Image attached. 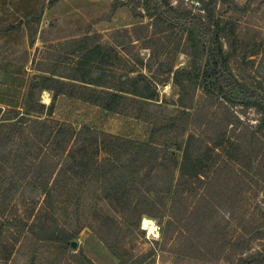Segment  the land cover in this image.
<instances>
[{
  "label": "rangeland",
  "instance_id": "rangeland-1",
  "mask_svg": "<svg viewBox=\"0 0 264 264\" xmlns=\"http://www.w3.org/2000/svg\"><path fill=\"white\" fill-rule=\"evenodd\" d=\"M24 1L31 4L33 11L21 20L24 25L18 29L19 21L15 24L16 30L11 31L13 35L18 36L13 37L14 46H0V57L13 64L26 63L29 59L28 67L31 71L23 97L19 98L18 102L14 101L10 107L0 109V264H88L81 256L85 255V252L80 245L81 238L77 240L78 235L77 247L71 249L76 257L70 258L55 245L36 241L26 226L23 227V224L27 225L44 215V192L41 184L34 178H25L28 171L25 172L26 169L20 165L25 160L18 149V146L22 145L20 140L14 141L13 145L3 146L7 136V128L4 126L25 117V98L32 79L45 76L43 71H52L56 75L52 77L54 80L69 83L66 78L75 76L73 70L84 54L81 49L84 45L81 42L85 37L91 40L86 49L98 47L101 51L98 59L104 57L106 63L94 65L90 77H103L105 80L106 76L125 75L129 69H134V72L129 74L131 78L144 82L166 81L157 85L151 82L154 95L150 100L129 96L132 101L128 102L125 114L106 112L99 106L81 99L85 93L108 92L99 87L76 83L75 97L59 94L55 101L51 91L38 90L35 91L34 101L45 107L35 109L36 112L30 113V118L40 124L56 120L76 130L87 127L111 133L158 147L162 152L148 160H141L140 173L133 180L134 186L128 194L131 206L142 205L143 209L147 210V215L139 221V227H135L132 216H123L120 213L116 199L108 193L109 187L95 183L84 184L78 192L73 193L70 198L74 195L79 197H74V203L65 198L66 196L60 197L53 211L58 225L68 231L92 229L103 232L123 264H135L143 256L148 257V264H227L224 261L207 263L181 258L160 250L162 230L170 218L171 203L170 195L165 192V184L163 185L166 173L162 175V169L165 168L162 157L170 156L176 168H179L185 144L191 134L193 110L207 108L208 110L203 109V115L217 117L221 115L220 110L226 108L238 112L244 124L257 125L260 119L264 122L255 108L241 110L235 103L224 102L211 86L204 92L203 85L193 86L186 82L187 90L182 101L190 104L191 109L177 106L180 91L172 82L171 76L168 78L165 74V70L173 66L174 70H188L192 75H196L207 69L205 41L200 40L199 44L202 45L197 44L199 56L192 59L183 51L186 47L185 28L171 26L159 18L152 23L146 15L134 11V0H58L53 4L49 3L50 0ZM162 1L165 9H172L173 13L201 17L207 15L212 17L213 23L220 22L221 28L231 34L225 49L228 51L233 77L240 84L264 94V0ZM6 3L3 4L4 9ZM248 29L260 33H257L258 40L251 42L248 37L245 41L240 39L239 33H245ZM52 102L54 106L50 113L48 108ZM13 111H19L18 118L12 119ZM248 131L253 140L260 138L258 146L264 147V123L257 132L253 129ZM258 146L245 144L242 147L236 144L231 154L242 160L245 152L255 151ZM43 154L49 159L56 158L52 152ZM128 158L122 160L126 169L118 175L124 173L128 176L137 166H131ZM239 165L238 180L232 183L234 187L245 190L239 198V209L229 221L226 216H217L213 212L212 222L229 223L228 234L232 239L242 236L249 242L253 253L264 246V240L251 238L258 233L263 235L264 232V228H256L264 222L260 214L264 209V204L261 203V193L264 192V159L259 165L262 177H259L258 170H255L256 162L244 159ZM147 172L151 177L146 178L149 179L148 186H141L140 180ZM241 181H244V184H241ZM257 192L259 196L256 197ZM101 218L108 220L105 223ZM144 219L150 221L146 229L142 228ZM239 220L241 225L246 226V231L240 232ZM169 245L166 244L167 249ZM101 249L91 241L86 242V250L96 264H117V261L120 263L112 255L102 254ZM259 261L261 262L254 264H264V252ZM236 262L237 256H233L231 263Z\"/></svg>",
  "mask_w": 264,
  "mask_h": 264
},
{
  "label": "trees",
  "instance_id": "trees-1",
  "mask_svg": "<svg viewBox=\"0 0 264 264\" xmlns=\"http://www.w3.org/2000/svg\"><path fill=\"white\" fill-rule=\"evenodd\" d=\"M57 1L50 0L49 3L53 4ZM162 3V0H134L132 8L137 14L146 15L145 17L152 20V23L159 18L171 26L185 28L187 33L184 44L186 47L183 51L192 59H197L199 56L197 44L200 43V40H204L206 45L208 67L201 73L192 75L188 70H174L173 66L165 70V74L168 75V78L171 76L172 82L180 91L176 102L177 106L191 109L190 104L182 101L183 94L187 90V82L193 86L203 85L204 92H207L211 86L222 101L235 103L234 105L240 106L241 110L253 107L264 119V94L257 93L240 84L231 73L228 51L225 49L231 34L221 28L220 22L213 23L212 17L173 13L172 9H165ZM17 24H19V29L25 23L20 21ZM15 26L1 28L0 33L15 31L17 28ZM257 33L248 29L245 33H239V37L242 41H245L246 37L251 38L252 42L258 40ZM90 41V38L85 37L81 42L84 45L81 48L84 54L73 70L76 77L66 78L70 81L66 83L54 80L52 77L56 75L52 71H43L45 76L40 79L33 78L28 88L24 104L25 117L4 126L7 128V136L3 146L13 145L14 141L20 140L22 145H19L18 149L25 159L20 165L26 169L25 172L28 171L25 178H34L41 184L44 192V215L42 214L27 225L23 224V227L26 226L27 231L36 241L55 245L58 250L63 251L70 258L76 257L75 253L71 251L70 244L76 242V236L80 231L78 229L68 231L58 225L53 211L60 197L66 196L65 198L74 203L75 198L79 197L77 195H74L75 198L70 197L73 193L78 192L82 185L94 183L106 185L109 187L108 193L116 199L120 213L123 216H132L135 227H139V221L144 215H147V210L143 209L142 205L131 206L128 194L134 186L133 180L140 173L139 163L162 152V149L160 150L158 147L138 143L111 133L87 127L76 130L56 120L40 124L30 118L31 112H36L37 108L44 109L45 107L34 101L35 91L38 90L51 91L53 101H55L59 94L75 97L77 95L74 92V89L77 88L76 83L99 87L108 92L103 94L85 93L81 99L89 104L99 106L106 112L125 114L128 102L132 101L129 96L150 100L154 95L151 82L157 85L166 81V79L158 82L139 81L137 78L129 76L134 72V69H129L125 75L106 76L105 80L103 77L98 79L90 77L91 71L96 65L105 63L104 57L98 59L101 56L98 47L86 49ZM140 64L142 65V61ZM80 73L81 75H79ZM141 82L143 84H140ZM78 94L80 95L81 92ZM53 106L54 102L48 108L50 113H52ZM203 109L193 110L190 122L191 134L185 144L179 168H176V164L170 156L163 155L162 157L165 162L162 175L166 173L163 185L165 184V192L170 195L171 203L170 218L162 230V248L160 250L181 258L207 263L224 261L227 264H233L231 263L233 256H237L235 264L261 262L259 259L264 252V246L259 251L251 253L249 242L245 241L242 236L232 239V236L228 234L229 223L212 222V218L216 213L217 216L220 214L226 216L229 221L233 219L239 209V198L243 196L245 190L234 187L232 183L237 182L238 166L244 159L256 162L255 170H258V176L262 177L259 165L264 159V147L258 146L260 138L253 140V136H249L248 130L253 129L257 132L264 122H261L262 119H260L257 125H248L243 123L238 112L223 108L220 110L221 115L216 117L203 115V111L207 108ZM13 112L12 119L18 118L19 111ZM236 144H240L242 147L249 144L259 148L252 152H245V157L240 160L231 154ZM43 152L46 154L52 152L56 158L49 159ZM127 157H129L131 166L134 164L137 166L129 172L128 176L124 173L118 175L120 171H125L126 167L122 164V160ZM149 174L147 172L145 177L140 180L141 186H148L149 179L146 180V178L150 177ZM243 182L240 183L244 184ZM76 189L78 190L76 191ZM261 194V203L264 204V192ZM255 196H259V193H255ZM263 210L260 211L262 218H264ZM47 215L48 217H46ZM101 220L104 219L101 218ZM107 220L105 219L104 222ZM238 228H240V232L247 230L246 226L241 225L240 220ZM256 228H264V222ZM90 230L108 252L120 261L118 264H123L120 256L105 238L106 235L99 230ZM251 238L264 240V232L263 235L258 233ZM168 243L170 244L169 249L166 248ZM152 253L154 254V252ZM81 256L88 264H94L85 255L81 254ZM147 258V256H143L135 264H148Z\"/></svg>",
  "mask_w": 264,
  "mask_h": 264
},
{
  "label": "crops",
  "instance_id": "crops-1",
  "mask_svg": "<svg viewBox=\"0 0 264 264\" xmlns=\"http://www.w3.org/2000/svg\"><path fill=\"white\" fill-rule=\"evenodd\" d=\"M6 4V9L3 8V4ZM31 11V4L24 0H0V29L8 26H13L17 22L25 18ZM18 37L17 34L13 35V32L0 33V46L7 44L12 46L14 43L13 37ZM15 42H17L15 40ZM20 42L23 43L21 40ZM11 44V45H10ZM14 46V45H13ZM16 47V46H15ZM21 47H24L21 45ZM30 61L26 63H9L4 58L0 57V109L10 107L14 101L18 102L19 98L23 97L26 89ZM16 68V69H15ZM25 71V72H24ZM19 109V108H18ZM78 238H81V248L84 250V254L94 263L95 260L88 254L86 250V242L91 241L96 244V247L102 248V254H110L104 245L91 231L81 230L78 234ZM111 255V254H110ZM117 261V260H116ZM118 264V261H117Z\"/></svg>",
  "mask_w": 264,
  "mask_h": 264
},
{
  "label": "bare ground",
  "instance_id": "bare-ground-1",
  "mask_svg": "<svg viewBox=\"0 0 264 264\" xmlns=\"http://www.w3.org/2000/svg\"><path fill=\"white\" fill-rule=\"evenodd\" d=\"M147 224H150V221H147L146 219H144L143 223H142V228L146 229ZM150 229V228H149Z\"/></svg>",
  "mask_w": 264,
  "mask_h": 264
},
{
  "label": "water",
  "instance_id": "water-1",
  "mask_svg": "<svg viewBox=\"0 0 264 264\" xmlns=\"http://www.w3.org/2000/svg\"><path fill=\"white\" fill-rule=\"evenodd\" d=\"M70 247H71V249H75L77 247V243L71 242Z\"/></svg>",
  "mask_w": 264,
  "mask_h": 264
}]
</instances>
